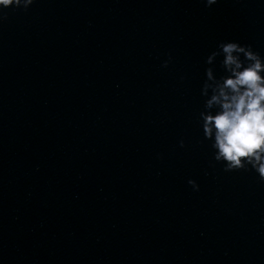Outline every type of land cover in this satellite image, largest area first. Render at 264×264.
<instances>
[{"label":"water","instance_id":"95a60500","mask_svg":"<svg viewBox=\"0 0 264 264\" xmlns=\"http://www.w3.org/2000/svg\"><path fill=\"white\" fill-rule=\"evenodd\" d=\"M7 11L0 264H264V183L223 171L196 123L218 42L264 54V0Z\"/></svg>","mask_w":264,"mask_h":264},{"label":"clouds","instance_id":"9594fccd","mask_svg":"<svg viewBox=\"0 0 264 264\" xmlns=\"http://www.w3.org/2000/svg\"><path fill=\"white\" fill-rule=\"evenodd\" d=\"M35 2L0 0V22L8 18V9L27 11ZM203 2L211 8L219 0ZM171 60L169 53L162 66L167 67ZM204 64L200 89L203 103L196 117L203 135L199 142H209L212 159L223 166V171L254 172L264 183V54L252 44L222 40L205 57ZM179 144L185 147L183 139ZM188 184L199 191L196 180L189 179Z\"/></svg>","mask_w":264,"mask_h":264}]
</instances>
